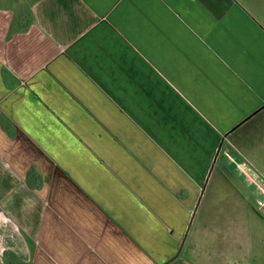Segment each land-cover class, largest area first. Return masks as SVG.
I'll list each match as a JSON object with an SVG mask.
<instances>
[{
	"label": "crops",
	"instance_id": "crops-1",
	"mask_svg": "<svg viewBox=\"0 0 264 264\" xmlns=\"http://www.w3.org/2000/svg\"><path fill=\"white\" fill-rule=\"evenodd\" d=\"M262 106L264 0L1 3L0 264H264L221 210L185 238L222 141L264 195Z\"/></svg>",
	"mask_w": 264,
	"mask_h": 264
},
{
	"label": "rangeland",
	"instance_id": "rangeland-1",
	"mask_svg": "<svg viewBox=\"0 0 264 264\" xmlns=\"http://www.w3.org/2000/svg\"><path fill=\"white\" fill-rule=\"evenodd\" d=\"M0 0L1 3L12 5L16 0ZM263 113L257 115L247 125H245L239 132H244L249 128L253 122L258 120ZM233 152L229 149V146L224 143L222 152L219 155L217 162L214 165V169L207 188L205 190L202 202L200 204L197 216L194 220V230L200 227L204 221L213 220L216 217L217 212L220 210L225 213L226 218H229L237 222H246L247 228L252 232L249 236L252 238L251 244H254L256 251L254 252L257 256L255 259L258 261H264V217L258 214L255 209L259 200H264V195L256 191L255 188L249 186L246 180L235 171L236 161L233 156ZM244 175H247L246 173ZM246 177V176H245ZM248 177V176H247ZM231 180L236 181V191L233 188L225 186V181ZM201 188H198L194 201L190 204L188 221L190 220L194 211ZM227 197L223 199V197ZM259 199V200H258ZM257 203L255 204V202ZM245 201V202H244ZM243 208V209H242ZM243 211H247V218L243 219L241 216ZM240 214V215H239ZM194 232V231H193ZM193 236V235H192ZM192 242V237L186 241L185 249L182 253L183 256L187 253V248ZM178 245V243H177Z\"/></svg>",
	"mask_w": 264,
	"mask_h": 264
},
{
	"label": "water",
	"instance_id": "water-1",
	"mask_svg": "<svg viewBox=\"0 0 264 264\" xmlns=\"http://www.w3.org/2000/svg\"><path fill=\"white\" fill-rule=\"evenodd\" d=\"M262 109H264V106H262L259 110H257L256 112H254L252 115H250V116H249L248 118H246V119L248 120L250 117L254 116L257 112L261 111ZM222 145H223V141L221 142V144H220V146H219V148H218V150H217V152H216V155H215V157H214V160H213L212 166H211V168H210V170H209V172H208V175H207V178H206L205 184H204V186H203V188H202V190H201V193H200V196H199L198 202H197V204H196V206H195V209H194V211H193V213H192V216H191V218H190V221H189V225H188V229H187V233H186V235H185V238H186L188 232L190 231V228H191V226H192V223H193V221H194V219H195V216H196V213H197L198 207H199V205H200V203H201V201H202V198H203V196H204V193H205V190H206V187H207L208 181H209V179H210V177H211V175H212L214 165H215V163H216V161H217V159H218V157H219L220 151H221V149H222ZM185 238H184V240H183V242H182V244H181V248H180V250H179V252H178V255L180 254V252H181V250H182V246H183V244H184V242H185Z\"/></svg>",
	"mask_w": 264,
	"mask_h": 264
},
{
	"label": "trees",
	"instance_id": "trees-1",
	"mask_svg": "<svg viewBox=\"0 0 264 264\" xmlns=\"http://www.w3.org/2000/svg\"><path fill=\"white\" fill-rule=\"evenodd\" d=\"M31 15L29 13V11H23L22 12V19H18L19 21V28L20 29H26L31 25ZM22 22H25L24 24ZM16 28V25H12L11 29H10V33H13L14 30ZM35 179H37V175L35 174V172H31L28 176V184L30 186V188L32 189H36L39 188V186H36L35 183Z\"/></svg>",
	"mask_w": 264,
	"mask_h": 264
},
{
	"label": "built area",
	"instance_id": "built-area-1",
	"mask_svg": "<svg viewBox=\"0 0 264 264\" xmlns=\"http://www.w3.org/2000/svg\"><path fill=\"white\" fill-rule=\"evenodd\" d=\"M257 208L259 211H264V200H259L257 203Z\"/></svg>",
	"mask_w": 264,
	"mask_h": 264
}]
</instances>
